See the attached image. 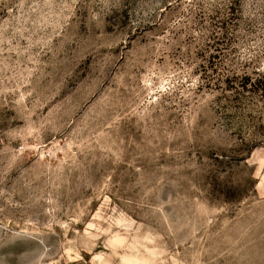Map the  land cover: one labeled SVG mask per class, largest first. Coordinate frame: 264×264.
<instances>
[{"label": "rangeland", "instance_id": "374dc122", "mask_svg": "<svg viewBox=\"0 0 264 264\" xmlns=\"http://www.w3.org/2000/svg\"><path fill=\"white\" fill-rule=\"evenodd\" d=\"M259 80L264 0H0V264H264Z\"/></svg>", "mask_w": 264, "mask_h": 264}, {"label": "trees", "instance_id": "16d2710c", "mask_svg": "<svg viewBox=\"0 0 264 264\" xmlns=\"http://www.w3.org/2000/svg\"><path fill=\"white\" fill-rule=\"evenodd\" d=\"M258 89H260V91L264 92V84L260 80L258 81ZM262 96L264 97V93L262 94Z\"/></svg>", "mask_w": 264, "mask_h": 264}]
</instances>
